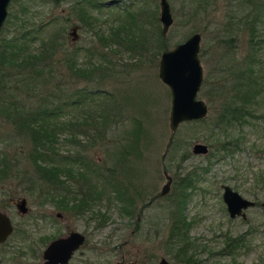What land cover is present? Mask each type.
<instances>
[{
	"label": "rangeland",
	"instance_id": "rangeland-1",
	"mask_svg": "<svg viewBox=\"0 0 264 264\" xmlns=\"http://www.w3.org/2000/svg\"><path fill=\"white\" fill-rule=\"evenodd\" d=\"M75 1L12 0L1 29V42L3 38L9 42L29 29L37 37L30 43L33 47L52 36L62 43L53 56L61 62L40 86L24 70L6 62L0 64V158L3 154L10 156L12 164L8 174L0 177V207L15 225L10 237L0 243V260L5 264L15 260L20 264L39 263L50 239L79 229L86 234V242L71 264L79 259L80 264H157L161 256L171 264H187L174 256L166 239L172 222L169 214L179 206L177 196L182 190L175 186V176L195 170L197 181L183 190L187 192L183 213L189 222L196 264H264V90L258 93L264 89V75L261 78L258 70L260 61H264V0H169L173 23L165 35V46L169 49L191 33H201L199 57L204 81L198 97L208 105L204 118L183 121L175 131L169 126L170 89L158 75L163 49L158 53L144 51L146 2L100 0L101 6L93 8L76 5ZM148 2L157 5L158 16L159 0ZM129 8L139 11L136 26L127 25L125 10ZM83 13L93 21V27L83 23ZM39 25L42 28L37 31ZM72 28L76 37L70 33ZM114 32L123 41L132 38L129 43L133 45L127 47L126 42L106 38ZM20 43L30 45L23 39ZM75 47H80L75 59L83 67L93 62L102 69H96L91 77L72 74L62 60L64 53ZM10 51L8 46L6 61ZM242 70L261 79V84L254 85L258 94L257 102L249 105L252 114L228 130L217 127L216 114L224 98L234 93L231 87ZM86 87L102 92L91 94L79 104H63L66 99L81 96ZM11 98L33 106L43 100L49 106L61 103V118L74 124L66 123L59 131L60 151L81 152L88 165H96L103 172L115 169L112 178H120L129 189L130 211L122 209L121 199L111 188L99 193L83 213L59 208L45 202L35 189L28 190V177L35 175L27 154L31 141L14 135L15 125L6 116ZM92 121H98L103 139L94 138L95 133L90 135L93 129L83 133V125ZM77 123L83 134L76 132ZM73 133L77 145L68 142ZM227 139L236 141V148L215 151ZM195 142L205 143L208 151L194 153ZM82 167L88 168L86 164ZM87 180L92 187L102 182L90 172ZM168 182V190L162 192ZM223 183L256 200L245 209V218L229 216L222 198ZM39 189L38 184L36 191ZM12 197L27 199L26 214H20ZM35 212L42 215L36 222ZM95 212L106 216L102 224Z\"/></svg>",
	"mask_w": 264,
	"mask_h": 264
},
{
	"label": "trees",
	"instance_id": "trees-1",
	"mask_svg": "<svg viewBox=\"0 0 264 264\" xmlns=\"http://www.w3.org/2000/svg\"><path fill=\"white\" fill-rule=\"evenodd\" d=\"M144 2H146L144 6V51L148 53L155 51L158 53L162 49H167V46H165V36L161 33V29L159 28L157 5L150 4L148 0H144ZM75 4L80 6L83 4L84 6L95 8L96 6H101L102 2L100 0H76ZM125 15L129 22L127 24L128 27L137 25V18L140 15L139 11L129 8L128 10H125ZM81 19L84 24L93 27V21L89 19L86 14L83 13ZM41 28L42 27L39 25L37 31H40ZM29 31V29L22 31L18 35H15L13 40H10L9 42L4 38L2 39V42L0 41V64L2 65L6 62L12 67H17L22 71L24 70V72L29 75V79L34 81L37 86H40L43 82H47L48 76L53 73L55 70L54 68H57L61 62V60L59 62L55 61L53 56L58 49L61 48L60 45L62 40H59L58 37L55 36H52L51 38L46 37L41 39L37 46L33 47L30 43L37 37L35 34L32 35ZM120 36L121 35L118 34V32H114L112 36L106 38H111L113 39L112 41L116 40L120 44L126 42L125 45L127 47L133 45L129 43L132 38H125V41H123L124 38L121 40ZM100 38L103 39L104 36H101ZM22 39L30 45L20 43ZM8 46L11 47V51L8 61H6V50ZM79 48L80 47H75L70 53H64L62 62L75 76L78 77L83 75L91 77L96 69L102 68H98L99 66L94 65L93 62L90 63V67H83L80 62L75 59L76 54L79 53ZM99 53L102 56L104 55L102 51ZM259 65L258 70L260 71L261 78H263L264 61L261 60ZM37 77H39V79ZM90 79L93 80V78ZM260 82L261 79L257 80V78H254L251 73L246 74L243 70L240 71L239 78L236 79L231 87L233 88L234 93L227 95L224 98L220 111L216 114L214 121L215 126L227 129L229 126L245 121L247 114L250 113V103L257 102V94L259 91L263 92L264 90H258V93L254 90L255 83L261 84ZM253 91L256 92L253 94ZM100 92L102 91L86 87V89L81 92V96L76 97L73 100L66 99L63 104H79L83 100L89 98L91 94ZM6 109V116L15 125L14 135H19L23 139L31 141V148L27 154L34 165L35 175H30L28 177V190L34 191L35 189L34 192L43 196L44 201L49 196H52L51 199L59 208L83 213L85 209H88L91 206V202H94V199L99 196V193L111 188L115 189L116 196L121 199L122 209L125 212L130 211L129 208L132 204V198L131 195L128 194L129 189L126 185H123L124 182L123 180H120V178H112L115 169L106 168V172H103L96 165H88L81 152L68 154L60 151L58 146L60 143L58 133L59 131L61 132L64 130L63 126L67 123L61 118L64 109L61 103H58L55 106H49L48 104H45V100H43L40 101L37 106H33L26 105L21 100L11 98ZM196 120L199 119L188 121ZM67 124L69 126V124L72 125L74 122L68 121ZM79 125L80 124L76 127V132L82 133ZM89 129L94 130V132L90 134L94 135L95 133L94 138L103 139L104 134L102 133L103 131L101 132L98 129V121H92L88 125L86 123L83 125L84 134H87ZM135 138V141H137V136ZM67 139H69L68 142L71 144H76L77 142H75V133H73V137ZM133 144L134 143H132V145ZM236 146V141L228 140L221 142L215 151L225 150L229 152L236 148ZM120 150H122V148H120ZM85 164L88 167L87 169H83L82 167ZM76 165L78 167H75ZM14 166L15 168L17 167V162ZM10 169H12L11 157L3 154L0 158V177L8 174ZM89 172L93 176L102 179V182L100 183L99 180L97 183H94L95 187H92L90 181L87 180ZM196 175L197 171L191 170L184 172L182 175H179V177L175 176V186L182 190L180 196H177L179 206L177 205V207L171 210L169 214L172 217V222L169 226V232L166 239L167 246L170 247V251L174 252V256L181 257L185 263L192 260L194 262L195 257L194 252L191 251L192 242L188 234L189 222L183 213L187 199V192H183V190L194 186V181H197V177L195 178ZM38 184L40 185V189L36 191ZM94 215L96 218H99L98 223L102 224L104 222L106 217L104 214L95 212Z\"/></svg>",
	"mask_w": 264,
	"mask_h": 264
},
{
	"label": "water",
	"instance_id": "water-1",
	"mask_svg": "<svg viewBox=\"0 0 264 264\" xmlns=\"http://www.w3.org/2000/svg\"><path fill=\"white\" fill-rule=\"evenodd\" d=\"M12 0H0V34L1 28L8 14V6ZM161 33L165 36L173 23V14L169 0H159V15ZM75 30V28H73ZM201 33H191L173 47L165 49L160 54L158 75L169 87L171 106L169 112V126L175 131L183 121L202 119L208 113V105L204 99L198 97L204 72L199 57ZM194 153H206L208 146L203 142H195L192 146ZM170 179L171 176H167ZM168 183L163 186L162 192L168 190ZM264 184V181H263ZM222 197L226 209L231 217L246 216L245 209L255 205V201L244 197L228 184H223ZM264 206V201L261 203ZM21 212L28 211L26 198L18 201ZM14 229L9 214L0 208V242H4ZM85 241V235L79 230H72L67 235L53 239L44 249V264L66 262L72 252ZM128 264H133L129 262ZM157 264H171L161 256Z\"/></svg>",
	"mask_w": 264,
	"mask_h": 264
},
{
	"label": "flooded vegetation",
	"instance_id": "flooded-vegetation-1",
	"mask_svg": "<svg viewBox=\"0 0 264 264\" xmlns=\"http://www.w3.org/2000/svg\"><path fill=\"white\" fill-rule=\"evenodd\" d=\"M108 2H110V1H108ZM70 33L73 35V37H76V30H74L73 28L71 29V31H70ZM203 81H204V77H203V80H202V83H203ZM202 83H201V85H202ZM200 88H201V86H200ZM200 90V89H199ZM206 102V101H205ZM249 114H252V112L250 111V113ZM248 115V114H247ZM245 121H247V118H246V120ZM242 123V122H241ZM227 130H228V127H227ZM230 139V138H229ZM229 139H227L226 141H228ZM171 178V177H170ZM263 181H264V177H263V180H262V185L264 186V184H263ZM223 184H227V183H223ZM222 184V185H223ZM229 185V184H228ZM229 186H231V185H229ZM232 187V186H231ZM223 188V187H222ZM233 188V187H232ZM234 189V188H233ZM234 190H236V189H234ZM238 191V190H237ZM239 192V191H238ZM222 193H223V191H222ZM240 193V192H239ZM241 194V193H240ZM243 195V194H242ZM244 196V195H243ZM51 197L52 196H49L48 198H46V200H45V202H53V204H54V201L51 199ZM244 197H246V196H244ZM223 198V197H222ZM248 198V197H247ZM20 199V198H19ZM19 199H16V198H14V197H12L11 198V202L13 201L15 204H16V206H17V208H18V201H19ZM249 199H251V198H249ZM252 200H254V199H252ZM255 201V204H256V200H254ZM262 203V202H261ZM26 205H27V199H26ZM1 208V207H0ZM63 209V208H62ZM65 210V209H64ZM28 211H26V212H21L20 211V214H22V215H24V214H26ZM36 214L34 215V217H33V219H34V221L36 222V219L37 218H42V215L40 214V213H37V212H35ZM57 214V216H58V218L59 219H62V216H63V214L61 213V212H57L56 213ZM229 214V213H228ZM49 215H51V213H49ZM49 215H48V217H49ZM10 216V215H9ZM230 216V215H229ZM237 216H240V215H237ZM50 217H52V216H50ZM231 217V216H230ZM236 217V216H235ZM242 217V216H241ZM242 218H245V217H242ZM12 220V219H11ZM13 226H14V229H15V225H14V223H13ZM14 229H13V231H14ZM72 230H79V229H70V230H67V232L66 233H63V234H60V235H57V236H54L52 239H50L47 243H46V245H45V247L43 248V250H42V253H41V261H39V263H36V264H44V261H45V259H44V257H43V251H44V249L46 248V246L53 240V239H55V238H58V237H61V236H65V235H67L70 231H72ZM13 231H12V233H13ZM79 231H81V230H79ZM84 235H85V241L77 248V249H75L73 252H72V254H71V256H70V258L66 261V262H60V261H58L56 264H71V263H73L72 262V259L74 258V256H75V254H76V252L85 244V242H86V234L83 232V231H81ZM11 233V234H12ZM10 234V235H11ZM10 235H9V237H10ZM8 237V238H9ZM7 238V239H8ZM6 239V240H7ZM5 240V241H6ZM4 241V242H5ZM4 242H0V243H4ZM192 246V245H191ZM193 249V246L191 247V250ZM193 251V250H192ZM80 259L78 260V263H75V264H80ZM183 261V260H182ZM197 261L198 260H194V262H193V260L192 261H190V262H187V264L189 263V264H196L197 263ZM5 261L4 260H0V264H5L4 263ZM131 262V261H130ZM184 262V261H183ZM129 262H127L126 264H128ZM133 264H138V263H136V262H132ZM12 264H20V261H17V260H15ZM81 264H84V263H81Z\"/></svg>",
	"mask_w": 264,
	"mask_h": 264
}]
</instances>
